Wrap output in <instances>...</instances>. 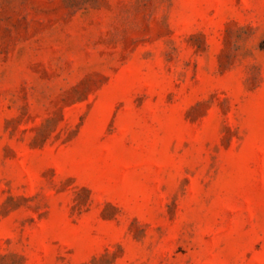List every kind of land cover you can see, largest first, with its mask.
<instances>
[{"label":"rangeland","instance_id":"rangeland-1","mask_svg":"<svg viewBox=\"0 0 264 264\" xmlns=\"http://www.w3.org/2000/svg\"><path fill=\"white\" fill-rule=\"evenodd\" d=\"M0 264H264V0H0Z\"/></svg>","mask_w":264,"mask_h":264}]
</instances>
